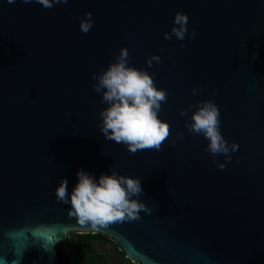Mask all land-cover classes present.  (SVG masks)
<instances>
[{"label":"water","instance_id":"1","mask_svg":"<svg viewBox=\"0 0 264 264\" xmlns=\"http://www.w3.org/2000/svg\"><path fill=\"white\" fill-rule=\"evenodd\" d=\"M87 11L95 23L84 34ZM177 11L189 37L165 40ZM122 47L167 92L160 151L131 154L100 131L108 105L93 73ZM153 54L161 63L148 68ZM206 100L239 145L224 170L186 127ZM81 167L97 180L113 169L140 178L151 212L99 228L70 219L55 189L66 178L71 193ZM71 231L104 232L141 264H264V0H0V264H58Z\"/></svg>","mask_w":264,"mask_h":264},{"label":"clouds","instance_id":"2","mask_svg":"<svg viewBox=\"0 0 264 264\" xmlns=\"http://www.w3.org/2000/svg\"><path fill=\"white\" fill-rule=\"evenodd\" d=\"M14 3L15 0H8ZM31 3L32 0H23ZM45 8H52L56 4H68L69 0H35ZM95 23L94 14L85 12L80 18V30L89 33ZM189 17L185 12L177 11L174 15L173 26L164 33L165 40L184 41L189 37ZM196 29L191 31V38H195ZM184 47V45H182ZM164 51L163 48L160 50ZM129 50L120 49L115 61L108 68L97 74L93 79L97 81L93 90L102 94V102L108 106L101 110L100 131L106 139L113 140L126 146L127 151L135 154L137 151L154 149L160 151L165 140L170 136V126L161 120L158 112L161 105L167 102L166 90L158 88L153 76L147 70L138 69L129 64ZM161 63V56L153 54L147 58V67ZM203 91L202 87H199ZM198 88L193 89L196 94ZM216 94V90H212ZM189 107H192L191 105ZM191 115V123L186 127L193 135H203L209 141L207 151L216 160L224 156V162H217V167L224 170L232 160V153L238 151L236 142L231 144L224 138L220 131L221 121L219 109L214 101L198 102ZM181 116L187 115V109H181ZM180 138L182 133L177 134ZM175 143V141L173 142ZM78 182L71 193L68 191V181L62 178L55 189L57 202L70 204L68 216L81 225H91L93 228L116 222L133 221L140 219V213H150L139 200L143 192L141 180L138 177L118 174L115 169L111 174H101L97 180L94 174L83 167L77 171Z\"/></svg>","mask_w":264,"mask_h":264},{"label":"trees","instance_id":"3","mask_svg":"<svg viewBox=\"0 0 264 264\" xmlns=\"http://www.w3.org/2000/svg\"><path fill=\"white\" fill-rule=\"evenodd\" d=\"M100 244L112 245L116 252H120V245L112 236L101 231H71L68 236L57 243L58 264H115L112 254L100 249ZM132 264L131 258L126 257Z\"/></svg>","mask_w":264,"mask_h":264},{"label":"rangeland","instance_id":"4","mask_svg":"<svg viewBox=\"0 0 264 264\" xmlns=\"http://www.w3.org/2000/svg\"><path fill=\"white\" fill-rule=\"evenodd\" d=\"M100 249L104 252H110L112 254L113 260L115 264H132L127 259H125V256L120 252H116L112 245H103L100 244ZM127 257V256H126Z\"/></svg>","mask_w":264,"mask_h":264}]
</instances>
